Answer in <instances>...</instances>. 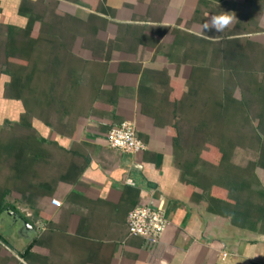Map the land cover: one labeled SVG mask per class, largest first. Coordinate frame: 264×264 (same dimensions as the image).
Returning a JSON list of instances; mask_svg holds the SVG:
<instances>
[{
	"label": "crops",
	"instance_id": "0c3cea01",
	"mask_svg": "<svg viewBox=\"0 0 264 264\" xmlns=\"http://www.w3.org/2000/svg\"><path fill=\"white\" fill-rule=\"evenodd\" d=\"M198 1L0 0L4 23L25 24L20 6L48 22L64 44L61 57L69 52L78 63L71 67L79 69L83 102L68 114L53 105L46 125L35 121L38 133L53 139L45 185L41 194L11 192L4 208L36 234L26 241L0 217L1 264H264V233L232 225L191 199L173 163L170 126L179 99L172 87L191 67L188 51L173 47L176 31L212 40L246 35L264 44V0H248L244 16L220 9L232 18L221 31L204 27L216 13ZM244 17L250 22L244 26L255 31L242 33ZM59 84L70 85L67 75ZM64 94L57 98L66 100ZM125 119L135 123L142 151L107 144L111 124ZM140 203L165 211L168 224L155 241L128 234V212Z\"/></svg>",
	"mask_w": 264,
	"mask_h": 264
},
{
	"label": "trees",
	"instance_id": "16d2710c",
	"mask_svg": "<svg viewBox=\"0 0 264 264\" xmlns=\"http://www.w3.org/2000/svg\"><path fill=\"white\" fill-rule=\"evenodd\" d=\"M198 6L216 16H221L220 9L244 16L249 4L199 0ZM18 12L27 18L23 26L0 21V99L17 112L0 127L14 123L24 129L18 137L8 132L0 136V212L11 192L41 194L45 185L41 178L51 164L47 143L53 139L41 136L35 121L46 125V112L53 105L68 114L83 104L79 69L71 67L78 63L69 52L61 57L64 44L56 41L36 10L20 6ZM246 18L238 24L243 34L255 31L244 26L250 24ZM173 47L186 49L191 65L188 76L172 87L179 94L170 121L172 157L181 181L191 199L208 212L263 234L264 186L255 168L264 170V44L246 35L228 33L212 40L176 31ZM65 75L70 85L61 87ZM61 93L66 100L57 98ZM245 149L254 150L257 158L240 164Z\"/></svg>",
	"mask_w": 264,
	"mask_h": 264
},
{
	"label": "built area",
	"instance_id": "2783aa9c",
	"mask_svg": "<svg viewBox=\"0 0 264 264\" xmlns=\"http://www.w3.org/2000/svg\"><path fill=\"white\" fill-rule=\"evenodd\" d=\"M110 147L125 153L134 154L145 149V144L137 136L135 123L125 119L105 133ZM127 182L132 183L130 179ZM56 206L60 201L52 199ZM168 219L162 207L148 203L136 204L127 215V231L129 235L140 236L147 241H155L165 230Z\"/></svg>",
	"mask_w": 264,
	"mask_h": 264
},
{
	"label": "rangeland",
	"instance_id": "374dc122",
	"mask_svg": "<svg viewBox=\"0 0 264 264\" xmlns=\"http://www.w3.org/2000/svg\"><path fill=\"white\" fill-rule=\"evenodd\" d=\"M238 94V92H236ZM5 100H1L0 99V126L1 123L3 122V119L5 117H11V118H15L16 117V109L14 110H9V106L10 105H6V103L4 102ZM7 130V131H6ZM24 129H22V127H20L17 124L14 123H8L7 125H3V127H0V136L5 135V133L8 134V136L11 137H18L21 136L23 134ZM257 158L256 152L252 149H245L240 153V156L238 157V162L240 164H245L247 163L249 160H254ZM255 171L257 173V175L261 178L264 179V170L260 167H256Z\"/></svg>",
	"mask_w": 264,
	"mask_h": 264
},
{
	"label": "water",
	"instance_id": "95a60500",
	"mask_svg": "<svg viewBox=\"0 0 264 264\" xmlns=\"http://www.w3.org/2000/svg\"><path fill=\"white\" fill-rule=\"evenodd\" d=\"M0 217L9 219L14 225L16 234L26 241L31 240L36 234L35 228L25 218L10 208H4L0 213Z\"/></svg>",
	"mask_w": 264,
	"mask_h": 264
},
{
	"label": "clouds",
	"instance_id": "9594fccd",
	"mask_svg": "<svg viewBox=\"0 0 264 264\" xmlns=\"http://www.w3.org/2000/svg\"><path fill=\"white\" fill-rule=\"evenodd\" d=\"M231 19V16L228 15L213 16L210 23H206L204 27L206 29L214 28L217 31H221L231 23Z\"/></svg>",
	"mask_w": 264,
	"mask_h": 264
}]
</instances>
